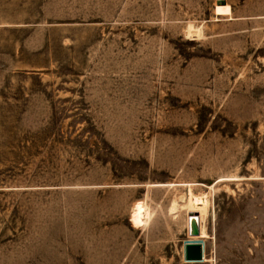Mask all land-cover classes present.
Returning <instances> with one entry per match:
<instances>
[{
	"label": "rangeland",
	"instance_id": "1",
	"mask_svg": "<svg viewBox=\"0 0 264 264\" xmlns=\"http://www.w3.org/2000/svg\"><path fill=\"white\" fill-rule=\"evenodd\" d=\"M0 264H264V0H0Z\"/></svg>",
	"mask_w": 264,
	"mask_h": 264
},
{
	"label": "water",
	"instance_id": "2",
	"mask_svg": "<svg viewBox=\"0 0 264 264\" xmlns=\"http://www.w3.org/2000/svg\"><path fill=\"white\" fill-rule=\"evenodd\" d=\"M200 223L197 212L190 213L188 216V235L191 237L199 236ZM202 244L200 242H186L184 244V260L186 262H200L203 259Z\"/></svg>",
	"mask_w": 264,
	"mask_h": 264
},
{
	"label": "bare ground",
	"instance_id": "3",
	"mask_svg": "<svg viewBox=\"0 0 264 264\" xmlns=\"http://www.w3.org/2000/svg\"><path fill=\"white\" fill-rule=\"evenodd\" d=\"M187 204L191 208V212H197L199 214V223H200V234L195 238L206 237V232L204 230L203 221L205 219L206 214V203L205 200L200 196H195L191 192L189 193V199ZM175 208V205H174ZM145 212V209L142 207H135L133 209V216L134 217H142Z\"/></svg>",
	"mask_w": 264,
	"mask_h": 264
}]
</instances>
